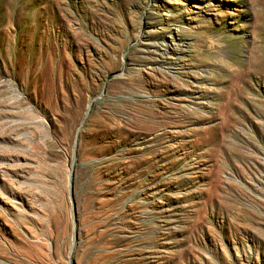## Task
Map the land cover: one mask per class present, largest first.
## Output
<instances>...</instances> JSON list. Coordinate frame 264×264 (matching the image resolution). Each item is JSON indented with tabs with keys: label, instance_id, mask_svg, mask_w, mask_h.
<instances>
[{
	"label": "rangeland",
	"instance_id": "rangeland-1",
	"mask_svg": "<svg viewBox=\"0 0 264 264\" xmlns=\"http://www.w3.org/2000/svg\"><path fill=\"white\" fill-rule=\"evenodd\" d=\"M0 264H264V0H0Z\"/></svg>",
	"mask_w": 264,
	"mask_h": 264
},
{
	"label": "bare ground",
	"instance_id": "bare-ground-1",
	"mask_svg": "<svg viewBox=\"0 0 264 264\" xmlns=\"http://www.w3.org/2000/svg\"><path fill=\"white\" fill-rule=\"evenodd\" d=\"M155 45V44H154ZM166 49V48H165Z\"/></svg>",
	"mask_w": 264,
	"mask_h": 264
}]
</instances>
